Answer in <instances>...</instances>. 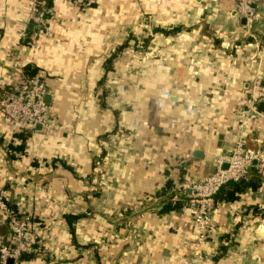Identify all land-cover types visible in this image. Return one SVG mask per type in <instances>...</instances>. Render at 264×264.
<instances>
[{
  "label": "crops",
  "instance_id": "obj_1",
  "mask_svg": "<svg viewBox=\"0 0 264 264\" xmlns=\"http://www.w3.org/2000/svg\"><path fill=\"white\" fill-rule=\"evenodd\" d=\"M32 1L0 0V195L44 221L22 264H198L191 215L170 199L241 136L264 149V112L246 103L252 93L264 103V50L234 0H145L139 20L138 4L123 19L126 5L110 0H45L50 32L39 37ZM256 9L264 17V0ZM255 32L264 43V22ZM25 68L46 83L53 117L18 153L1 108ZM263 170L234 200L229 185L217 195L210 264H264Z\"/></svg>",
  "mask_w": 264,
  "mask_h": 264
},
{
  "label": "built area",
  "instance_id": "obj_2",
  "mask_svg": "<svg viewBox=\"0 0 264 264\" xmlns=\"http://www.w3.org/2000/svg\"><path fill=\"white\" fill-rule=\"evenodd\" d=\"M261 1L234 0V3L235 14L238 19L245 22L244 27L248 36L264 50V43H261V38L255 32L257 26L264 22L263 15L256 9ZM84 2L89 6L97 0H84ZM43 6L39 0H33L29 8L30 20L38 37L50 31L46 18L49 14L48 8ZM47 96V85L41 77L24 76L15 88L8 91L1 108L2 117L18 133H37V126L41 127V131H49L52 123L45 100ZM246 103L247 113L259 114L256 108L258 100L254 93ZM254 162L264 167V149L250 150L241 136L229 153L214 156V171L210 175L201 179L184 178L170 199L172 206L181 204V208L191 215L195 231V257L198 264H210L205 249L213 234L211 219L216 207L217 195L230 184L249 182L252 179L251 170ZM0 210L13 233L7 245H0V264H22L23 257L30 255L34 250L32 218L18 208L8 205L1 195Z\"/></svg>",
  "mask_w": 264,
  "mask_h": 264
},
{
  "label": "trees",
  "instance_id": "obj_3",
  "mask_svg": "<svg viewBox=\"0 0 264 264\" xmlns=\"http://www.w3.org/2000/svg\"><path fill=\"white\" fill-rule=\"evenodd\" d=\"M40 1V4H43L44 6H46L47 8H49L50 7V4H49V2L47 3V1H45V0H39ZM84 1V0H83ZM43 6V7H44ZM48 16L49 15H47V21H48ZM143 44L145 45V41L143 42ZM143 44H141L142 46H144ZM111 61V60H110ZM35 71H29V69H27V68H25V74L27 75V76H29V77H34V76H38V75H35ZM257 98H258V103H257V105H256V108H257V110H259V111H262V112H264V103L263 102H261V100H262V96H260V95H257ZM48 108H49V118L51 119V117H53V116H51V114H50V105H48ZM12 127V126H11ZM13 128V127H12ZM13 132L16 134V136H18L19 138H21V143L19 144V145H13V143H9V145H8V149H10V151H15V152H18V153H24V150H25V146L23 145V143H25L26 142V135L27 134H24V133H18V132H15V130H14V128H13ZM56 161H53L52 162V164L53 163H55ZM61 162V161H60ZM63 165V164H62ZM65 167V166H64ZM250 184H252L251 183V180L249 181V182H247V183H245V182H242V183H239V184H230L229 186H230V189H231V191L230 192H226L225 194H224V199L225 200H227V201H232V200H234V198H235V192H240L241 191V187H246V186H250ZM168 210H171L172 209V207L171 206H168V208H167ZM32 218V217H31ZM32 223H33V218H32V221H31ZM28 258V256H24L23 257V260H26Z\"/></svg>",
  "mask_w": 264,
  "mask_h": 264
},
{
  "label": "rangeland",
  "instance_id": "obj_4",
  "mask_svg": "<svg viewBox=\"0 0 264 264\" xmlns=\"http://www.w3.org/2000/svg\"><path fill=\"white\" fill-rule=\"evenodd\" d=\"M111 2H117V4H122V5H126V8H125V10L124 11H121V16H122V18L123 19H127V16H129V15H133L134 13L133 12H129V7H127L128 5H130V4H133V5H137L138 4V6L140 7H136V9H137V15L136 16H138L137 17V19L139 20V18L140 19H145V15L141 12V3L142 4H144V1L145 0H110ZM101 2V0H97V2H94L93 4H91V5H89V6H86L85 5V2H82V4L81 5H83V7H85V8H90L92 5H96L97 3H100ZM50 32V31H49ZM49 33L47 32V33H44L42 36H47ZM129 47V46H128ZM141 48V49H140ZM140 50H142V45L140 46L139 45V48H138V51H140ZM29 77V76H28ZM256 98H257V96H256ZM257 100H258V98H257ZM259 101V100H258ZM263 169H264V167H263ZM261 174V176H263V178H264V170H263V172L262 173H260ZM262 178V179H263ZM89 191H91V193H95L96 191H97V189H96V185H91L90 183H89ZM33 222L35 223V222H40V223H44V221H42V220H39V219H33ZM6 226H7V229H8V236H9V238H11L12 237V231L10 230V228H9V226L7 225V223H6ZM45 225L44 224H42L41 225V227H44ZM7 233V232H6ZM33 234V233H32ZM8 244V242L6 243V245Z\"/></svg>",
  "mask_w": 264,
  "mask_h": 264
},
{
  "label": "water",
  "instance_id": "obj_5",
  "mask_svg": "<svg viewBox=\"0 0 264 264\" xmlns=\"http://www.w3.org/2000/svg\"><path fill=\"white\" fill-rule=\"evenodd\" d=\"M255 7V6H254ZM242 23H243V25L245 24V22L242 20ZM46 103H50V97H49V95L46 97ZM37 130L38 131H41V127L40 126H37ZM193 156L194 157H196V158H198V159H203L204 158V154H203V152L202 151H200V150H196V151H194V154H193ZM256 163L254 162V165H255ZM224 168H226V165L224 166Z\"/></svg>",
  "mask_w": 264,
  "mask_h": 264
}]
</instances>
